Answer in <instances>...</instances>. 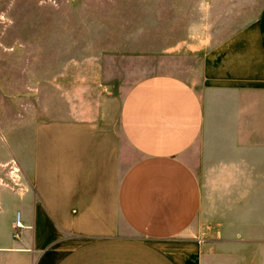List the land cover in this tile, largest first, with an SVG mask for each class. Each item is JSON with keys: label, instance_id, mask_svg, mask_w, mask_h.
Masks as SVG:
<instances>
[{"label": "crops", "instance_id": "1", "mask_svg": "<svg viewBox=\"0 0 264 264\" xmlns=\"http://www.w3.org/2000/svg\"><path fill=\"white\" fill-rule=\"evenodd\" d=\"M200 77L140 79L94 118L36 122L22 200L1 197L0 264H199L203 238L264 231V1ZM13 205V206H12Z\"/></svg>", "mask_w": 264, "mask_h": 264}, {"label": "rangeland", "instance_id": "2", "mask_svg": "<svg viewBox=\"0 0 264 264\" xmlns=\"http://www.w3.org/2000/svg\"><path fill=\"white\" fill-rule=\"evenodd\" d=\"M263 1L0 0V199L30 190L22 163L36 122L94 118L102 94L150 75L196 82L211 47L253 22ZM16 210L0 213L15 221ZM259 217L239 223L244 237L203 238L199 264H264Z\"/></svg>", "mask_w": 264, "mask_h": 264}, {"label": "built area", "instance_id": "3", "mask_svg": "<svg viewBox=\"0 0 264 264\" xmlns=\"http://www.w3.org/2000/svg\"><path fill=\"white\" fill-rule=\"evenodd\" d=\"M20 227H22V225H21V222H20V217H19V215H17V217H16V219L14 221V228H20ZM18 234H19V232H15L13 235L15 237H17Z\"/></svg>", "mask_w": 264, "mask_h": 264}]
</instances>
